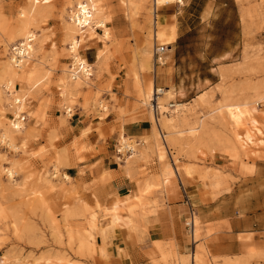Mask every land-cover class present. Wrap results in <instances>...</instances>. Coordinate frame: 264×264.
I'll return each mask as SVG.
<instances>
[{"label":"rangeland","instance_id":"1","mask_svg":"<svg viewBox=\"0 0 264 264\" xmlns=\"http://www.w3.org/2000/svg\"><path fill=\"white\" fill-rule=\"evenodd\" d=\"M79 1L37 0L32 4L30 0H0V248L4 264H105L115 259L108 249L119 250L115 230L125 228L109 227L105 215L110 213V201L87 199V185L66 173L67 167L76 165L81 175L85 168L92 171L97 164L79 163L84 160V152H97L96 144H91L87 135L91 124L98 120L107 124L110 157L117 167L127 173L138 170L142 179L137 183L138 190L145 178H150L153 189H166L177 187L178 176L183 185L185 177H189L199 184L206 199L222 195L230 199V205L239 210L242 218L244 214L248 216L249 227L264 220V0H234L237 8L231 0H182L188 4L183 8V4L168 0L159 5L156 0H93L108 17L109 39L101 40L102 33L97 30L95 38L83 41V61L91 76L80 74L70 81L66 74L72 62L69 40L74 36L70 12ZM206 5L208 22L199 24V12ZM176 13L185 27L195 26L184 36L185 43L196 46L195 51L202 43L212 55L242 47L240 60L236 52L230 65H219L221 77L211 89L198 91L187 102L182 100L183 90V96L172 102L171 105H185L186 112L167 114V118H174L177 131L184 134L181 139L173 136L164 119L152 116L143 104L151 82L166 87L169 81L174 88L180 87L169 80V74L162 82L161 72L172 61L170 53L165 54V64L154 65V48L158 44H153L148 35L156 21L157 30L172 29L176 40L175 22H163V16ZM24 26L36 36L33 52L13 75L7 69L11 48L24 41ZM144 50L153 51V57L142 59ZM141 59L151 64L150 72L140 67ZM10 78L17 93L6 91ZM23 95L27 106L20 114L23 127L17 131L10 126V120L16 112L14 99ZM243 105L252 109L247 116ZM131 121L149 123L148 134H126L123 125ZM190 130L195 131L192 138L187 135ZM95 131L102 138L101 130ZM3 134L7 140H2ZM155 134H160L161 139ZM123 138L136 144L137 155L127 149L120 151ZM147 165L156 166L159 173L146 176ZM6 170L12 172L11 177ZM163 172L168 176L165 187L161 186ZM99 179L106 182L110 177L93 175L92 181ZM137 208V213L133 209L128 215L129 220L131 215L143 218L152 212L146 210L145 203ZM186 211L182 230L189 247L178 250L186 254L178 253L172 244L156 240L152 243L141 237L138 264H264V241H253L255 236L264 237V232L240 234L241 240L251 241L241 253L214 254L206 242L224 226L229 229L227 220L200 221L198 241L193 242L185 225L190 217ZM193 215L199 218L195 209ZM91 225L95 228L93 243L86 232ZM94 244L106 248L107 257L96 255ZM116 255L123 264H130L127 256Z\"/></svg>","mask_w":264,"mask_h":264},{"label":"crops","instance_id":"2","mask_svg":"<svg viewBox=\"0 0 264 264\" xmlns=\"http://www.w3.org/2000/svg\"><path fill=\"white\" fill-rule=\"evenodd\" d=\"M226 1L227 0H222ZM233 5L237 8L234 0H231ZM184 3V2H183ZM225 4V3H224ZM188 4H183L186 7ZM202 11L199 12V24H204L208 22L209 19V5L202 6ZM176 12V11H175ZM179 15H169L163 16L164 23L175 22L176 24V40L171 45L170 57L171 64L163 68L161 72L164 75L162 82L167 78L169 74V80L172 81L176 86H181L184 90L183 101L191 98L198 92L211 89L220 80V68L219 65L225 64L230 65L234 54L239 53V59L242 54V47L229 51L230 53H216L215 55L210 54L208 51V46L202 43L199 51L196 50V46L192 43H185L187 37L186 33L192 32L195 26H186L185 22L179 21ZM175 38V35H173ZM205 47V48H204ZM225 54H228L223 58ZM208 66H211L210 68ZM170 68L167 72V68ZM202 68V69H201ZM207 83H203V82ZM171 82H166L167 85ZM166 86V85H165ZM193 94V95H192ZM187 102V101H186ZM99 128L103 133L102 138H100L95 131ZM123 129L129 136H143L147 135L150 126L149 123L143 121H131L123 125ZM87 139L91 144H96V153L93 151H88L83 153V161L79 164L86 166L92 163H97L92 171L85 168L83 174H78V166L73 165L66 168V173L71 178H77L82 183H85L87 199L94 200L98 199L100 202L109 203V201L117 196L118 198H124L126 196H132L138 194V181H141V177L137 175L138 170H132L129 173L125 172L123 169H119L115 162L110 157V143L108 136L107 124L101 120L96 121L91 124V131L87 135ZM85 162V163H84ZM149 174H158L160 169L152 165L146 166ZM93 175L99 177L107 175L110 179L106 182H101L102 180L92 181ZM145 176V177H146ZM162 178V182L166 181ZM186 183L183 185L180 177H177V187L172 185L166 189H152L144 197V202L146 210H151L145 217H133L131 215L130 223L132 222L136 225V229L127 235L126 230L123 228L116 229L111 218L105 215L106 219L110 222V226L116 229L117 233L116 244L119 250L108 249L109 252L114 253L113 261H109V264H123L122 260L116 259L117 253L122 257H126L130 261V264H138L141 261V246L140 238H145L144 240L151 241L152 243L156 241H162L163 243L172 244L176 251L180 254V251H186L189 247L186 239L183 236L182 224L186 219L187 211L186 209H195L199 219L203 223L217 222L222 220H227L229 229L224 226L223 230L213 233L212 236L207 240L206 246L208 250L214 254H238L243 252L246 247L251 244V241H243L238 236L247 232L250 233H260L264 232V220L258 223H252L253 227H249L247 223L248 216L244 214L245 218H242L239 210L236 207L231 206V200L225 197V195L219 196L216 199H206L201 191V188L197 182L192 181L189 177H185ZM161 182V184H162ZM167 184V181L165 182ZM165 187V186H162ZM92 193L93 197H91ZM110 197V198H109ZM224 197V199H222ZM129 208L134 209V213L138 212L139 208L137 200L129 202ZM132 212V211H131ZM131 212H127L128 215ZM146 231L144 234L142 231ZM102 233L104 232L101 230ZM260 240L264 241V237L255 236L253 241ZM176 242V244L174 243ZM93 243V242H92ZM95 245V244H94ZM168 245V247H170ZM256 246V245H254ZM258 247V246H256ZM96 255L106 256L107 249L99 245H95ZM259 248V247H258ZM260 249V248H259ZM153 253H157L152 248ZM3 249L0 248V264H4L3 260ZM116 253V254H115ZM126 260V259H125ZM105 263V264H108ZM128 264V263H127Z\"/></svg>","mask_w":264,"mask_h":264},{"label":"bare ground","instance_id":"3","mask_svg":"<svg viewBox=\"0 0 264 264\" xmlns=\"http://www.w3.org/2000/svg\"><path fill=\"white\" fill-rule=\"evenodd\" d=\"M164 1H167V0H156V3L157 5H159L163 3ZM168 1H170L171 3L183 4L182 0H168ZM30 2L34 4V3H37V0H30ZM85 2L86 3H83L82 1L77 2L76 5L71 8V12H70V20L73 26L71 33H73L74 36L75 34L79 35L78 38H75L70 32H68L74 37V38L69 37L70 40L68 38L69 40L68 53L71 55L72 62L70 64V67L67 69L66 74L68 76L67 80L69 79L70 81H75L76 79H78L80 74H82L85 78H88L91 76L90 69L88 68L87 65H85V61H83L84 52L82 48L85 47V44H83L85 42L83 41L85 39L88 40V39L95 38L96 36L95 31L97 30H100L102 33V37L100 38L101 40L109 39V33L106 28V22L108 21V17L103 15L102 13L103 10L99 8L93 2V0H86ZM23 31H24V39H23L24 41L14 46L13 48H11V59H10L11 63L7 69L8 70L11 69L9 71L13 75L16 73V71L22 69V66L25 64V62L27 63V61L31 58V54L33 52L32 44L35 41L36 36L33 32L28 31L26 26H24ZM148 35L153 44L156 43L158 45H165V49H166L165 53L160 54L159 57L154 59V65L165 64V62L168 61V56L165 54L166 52L167 54L170 53V50H169L170 45H172L175 40L173 36L174 35L173 30L171 29L169 32H167L166 30L162 28H159L157 30V23L156 21H153L152 30L150 31V34ZM156 47L154 48V54L156 52ZM103 50L104 48H102V50H99L97 52L96 58L100 56L99 54L102 53ZM146 56L149 58H152L153 51L151 52L150 50L149 51L144 50L142 52V59L145 58ZM142 59L139 60L140 67H143V68L145 67L150 72L151 64L149 62L143 63ZM168 84L169 85H167L166 87H161V86H156L154 82H151L149 86L147 87L148 99L145 100L144 103L143 102L142 103L146 107L149 108L152 116L154 117L160 116L162 119H164L165 124L168 126V129L169 131L172 132L171 134L173 136L175 135L177 139H181L184 136V134L180 131H177V128L173 124L174 118L173 117L172 119L167 118V114L170 112L174 114H180L183 112L185 105L178 104V102L171 105L172 102L173 103L175 102V99L181 98L183 96V89L181 88V86L178 88H174L175 86H173L171 83H168ZM5 88H6V91L8 90V92L10 91L13 93H17V88L15 87V84L13 83V80L11 78L7 80L5 84ZM31 88L32 86H29V89ZM142 92H144V90H142ZM25 95H27V93ZM25 95H23L20 98L14 99V103L16 105V112L13 114L12 119L10 120V126L12 127L13 130L20 131L23 127V120L20 114L24 111V109H26L25 107L27 106ZM249 110L250 109H247L246 106L243 105V111L245 112L244 114H246V116L252 112L251 111L252 109L250 111ZM254 110H253V113H254ZM194 133L195 131L190 130L187 132V135H189L192 138L194 136ZM155 135H158V134H155ZM157 137L161 139L162 136L159 134ZM3 139L4 140L6 139V134L2 135V140ZM144 142L145 141L143 140V143ZM120 144L122 146V149L120 150L121 152L127 149L137 155V151H136L137 148H135L136 144L134 146V144H131L129 142L127 143L126 139L124 138L121 140ZM77 151L79 152V150ZM77 151H75V153H77ZM157 155H158L159 161H161L163 159L162 154L159 152ZM6 172L8 174V177L12 176L11 171L6 170ZM161 176L165 178L166 181L168 180V176L166 172H163ZM63 179L67 180L68 176L66 174H63ZM166 181L162 182L161 186H166L165 184ZM154 187L155 186L151 182L150 178H145L144 181L141 183V187L138 190V194L135 195L132 199H130L132 196L130 197L128 195L124 198H118L117 196H115L110 200V210H109L110 213L106 215H108V217L111 218L116 228L124 227L125 228L124 230H126L127 235H129L133 231V226L131 225L130 220L127 218V215H126L127 212L132 211V208H129L128 204L129 202L137 200L138 207H143L145 203L144 202L145 195H147V193H149ZM96 207L97 208L100 207L98 202H96ZM189 216L190 217L187 218V221L185 224L191 225V229L189 231L191 234V239L193 240V242H197L198 241L197 231L200 225V219L195 217L193 214ZM94 231H95V228L92 225L88 226V231H86L88 232V234L87 233L86 234L89 236L91 243L93 242ZM19 263L21 262H8L6 264H19ZM21 264H25V263H21ZM65 264H71V263L65 261Z\"/></svg>","mask_w":264,"mask_h":264},{"label":"built area","instance_id":"4","mask_svg":"<svg viewBox=\"0 0 264 264\" xmlns=\"http://www.w3.org/2000/svg\"><path fill=\"white\" fill-rule=\"evenodd\" d=\"M165 45H158L157 47H156V52H155V56L156 57H158L160 54H163L164 52H165ZM189 214L190 215H192L193 214V210L192 209H190L189 210ZM186 225V227L188 228V230L190 231V229H191V225L190 224H185Z\"/></svg>","mask_w":264,"mask_h":264}]
</instances>
